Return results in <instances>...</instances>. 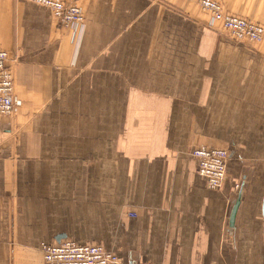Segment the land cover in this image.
Segmentation results:
<instances>
[{
    "label": "crops",
    "instance_id": "1",
    "mask_svg": "<svg viewBox=\"0 0 264 264\" xmlns=\"http://www.w3.org/2000/svg\"><path fill=\"white\" fill-rule=\"evenodd\" d=\"M221 1L264 26V0ZM82 5L72 38L48 6L0 0L22 101L0 117V264H43L59 238L121 264H264V40L196 0ZM200 146L229 150L220 188Z\"/></svg>",
    "mask_w": 264,
    "mask_h": 264
},
{
    "label": "built area",
    "instance_id": "2",
    "mask_svg": "<svg viewBox=\"0 0 264 264\" xmlns=\"http://www.w3.org/2000/svg\"><path fill=\"white\" fill-rule=\"evenodd\" d=\"M48 6L57 23L71 31L72 38L84 26L83 8L79 0H32ZM200 8L208 13L209 24L225 30L231 37L251 44L264 40V26L245 17L225 11L216 0H199ZM13 58L7 50L0 49V117L15 114L22 101L15 92ZM199 162V172L209 188H220L227 178L229 150L200 146L192 151ZM43 264H121L116 254L97 244H79L62 239L55 244L41 246ZM139 264H156L142 262Z\"/></svg>",
    "mask_w": 264,
    "mask_h": 264
},
{
    "label": "water",
    "instance_id": "3",
    "mask_svg": "<svg viewBox=\"0 0 264 264\" xmlns=\"http://www.w3.org/2000/svg\"><path fill=\"white\" fill-rule=\"evenodd\" d=\"M239 205H240V199L238 198L237 201L235 202L233 209H232V212H231V217H230L231 227L234 224L235 215H236V212L238 210ZM263 213H264V203H263ZM60 240H61V238L58 239V241H60Z\"/></svg>",
    "mask_w": 264,
    "mask_h": 264
},
{
    "label": "rangeland",
    "instance_id": "4",
    "mask_svg": "<svg viewBox=\"0 0 264 264\" xmlns=\"http://www.w3.org/2000/svg\"><path fill=\"white\" fill-rule=\"evenodd\" d=\"M216 1H218L221 5H222V7H223V9L226 11V9L224 8V5H223V3H222V1L221 0H216ZM35 2V1H34ZM196 3L198 4L199 3V0H196ZM79 4L81 5V7L83 8V5H82V0H79ZM198 6H199V4H198ZM200 7V6H199ZM200 10L202 11V12H204L201 8H200ZM83 13H84V8H83ZM204 13H206V12H204ZM207 15H208V13H206ZM209 16V15H208ZM84 17H85V13H84ZM54 20H55V18H54ZM55 22L57 23V21L55 20ZM84 24H85V19H84ZM219 31H221V32H223V33H226L228 36H230L229 35V33L227 32V31H225V30H220L219 29ZM231 37V36H230ZM233 38V37H232ZM11 54V53H10ZM11 56L13 57V58H16V56L15 55H13V54H11Z\"/></svg>",
    "mask_w": 264,
    "mask_h": 264
}]
</instances>
